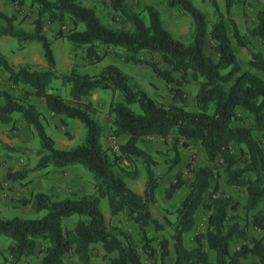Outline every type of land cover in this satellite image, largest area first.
Instances as JSON below:
<instances>
[{
  "label": "trees",
  "instance_id": "obj_1",
  "mask_svg": "<svg viewBox=\"0 0 264 264\" xmlns=\"http://www.w3.org/2000/svg\"><path fill=\"white\" fill-rule=\"evenodd\" d=\"M9 1L18 8L28 3V0ZM163 1L170 8H177L192 17L194 28L190 43L175 39L163 26L158 9L151 4L145 6L149 17L147 24L138 11L129 7L127 0H108L109 7L118 12L121 22L129 23L132 29L105 25L92 7L82 5L79 0H29L38 14L33 20L32 31L15 25L16 14L0 10V36L16 37L20 47L26 42L37 41L46 62V67L40 69L31 70L27 65L15 67L0 51V68L7 73L11 84L28 87L22 99L7 90L0 91L3 99L1 121H12L11 115L16 112L33 126L39 139V157L34 169L80 163L92 172L95 180V192L91 194L73 192L64 198H54L45 192L33 194L29 200L31 207L46 211L41 217L0 216V235L10 239L9 264H29L26 259L36 252L39 240L47 242L40 249L43 254L40 264H60L65 254L76 255L84 264H98L92 260L91 246L95 244L104 251V264H143L135 236L118 227L116 231L109 228L99 207L100 198L107 199L111 216L125 212L127 219L137 225L142 249L148 257H154L157 252L149 230L162 232L166 225L172 227L168 237L159 242L160 264H165L170 252L174 254L172 264H242L250 256L256 258L251 264H264L263 237L248 244L246 230L249 223L264 230V210L258 209L264 199V52L256 50L230 20L235 44L248 52L247 61L241 63L218 0H211L219 12V19L210 28L204 13L191 0ZM232 1L224 0L227 14ZM45 18L59 23L68 19L71 27L66 32L59 31L56 37L66 39L76 48L85 47L87 57L93 62L102 59L97 50L100 45L124 49L125 61L135 63L142 61L139 54L143 51L158 54L166 67H160L153 60L145 63L167 84L175 81L181 85L188 74L199 81L194 96L196 110L185 107L184 93L180 89L175 91L181 104L157 102L144 89L131 83L129 76L113 63L93 75L79 73L74 67L69 73H60L55 68L52 42L43 30ZM248 34L264 43V8L257 10L255 24L248 29ZM207 36L215 58L205 50ZM174 72L180 73L178 80H175ZM54 78H62L70 85V99L48 91ZM96 89H111L121 94V100L111 102L107 111L111 117L112 136H127L124 142L116 145L117 151L102 145L103 125L94 118L97 107L88 98ZM31 96L41 98L54 114L79 119L86 131L84 141L69 149L57 148L46 131L40 110L31 102L25 103ZM134 103L140 112L130 107ZM240 111L251 115V125L235 124L243 122ZM255 131L259 136L254 134ZM146 136L172 137L174 147H187L190 142H198L206 156L207 163L193 172L188 192L174 210V222L166 217L156 218L152 206L157 200L156 191L163 171L171 170L180 163L181 157L176 151L169 163L160 166L158 159L139 145ZM233 143L239 146V157L234 154ZM125 160L130 164L139 160L144 167L145 184L141 194L125 183L126 177L134 179L139 173L137 169L130 171L122 163ZM217 160L225 165L227 183L246 190L244 207L247 212H255L245 224L238 214L231 212L235 204L219 191L216 169L209 165ZM25 176L24 170L7 173L12 180H21ZM185 183L182 173L177 172L165 189V196L171 198ZM199 209L207 213L206 228L194 235L193 246H187L184 237L194 229ZM74 214L78 215V220L69 228L63 224V219ZM234 240L243 243L232 250Z\"/></svg>",
  "mask_w": 264,
  "mask_h": 264
},
{
  "label": "rangeland",
  "instance_id": "obj_2",
  "mask_svg": "<svg viewBox=\"0 0 264 264\" xmlns=\"http://www.w3.org/2000/svg\"><path fill=\"white\" fill-rule=\"evenodd\" d=\"M192 3L199 8L207 19L208 28L212 23L219 19V12L213 7L211 0H191ZM28 3L22 7L12 5L9 0H2L0 10L2 9L7 14H16L15 25L27 31L33 30V20L38 16L36 7H32ZM82 5L92 7L96 15L102 23L110 27H121L132 29L129 23L123 24L118 12L113 11L108 0H79ZM129 7L132 10L138 11L145 23H149L148 13L145 9L146 5L155 6L160 12V18L163 26L167 29L175 39H179L185 44L191 42L193 37L194 23L188 13L177 8H170L163 0H127ZM220 11L223 12V20L226 25L228 34L234 44L236 54L244 64L248 59V52L245 48L238 47L235 40L232 38V27L230 20H233L241 34L245 35L256 50L264 52V43L255 37L248 34V29L255 24L256 12L260 8H264V0H233L230 12L227 14L224 10V0H218ZM1 24V22H0ZM71 27V23L66 19L63 23L49 22L45 18L43 30L47 37L52 42V49L55 59V68L60 73H69L74 67L79 73H87L93 75L99 73L100 70L107 64L113 63L121 68L129 78L131 83L144 89L150 97L157 102L181 104V98L176 94V89H180L184 93V105L189 110H196L194 96L198 88V80L192 79L191 75H187V80L178 85L175 81L167 84L162 78L158 77L152 68L145 63L146 60L157 62L160 67L166 65L161 62L160 57L156 53L143 51L139 54L141 62L125 61V51L120 47L110 45H100L97 50L102 59L99 62H93L86 54L85 47H74L66 39L56 37L59 31L66 32ZM0 48L5 58L13 63L15 67L27 65L31 70L46 67V62L42 55V48L37 41L26 42L23 47H20V42L16 37L6 36L5 39L0 38ZM205 50L213 58L215 55L211 50V41L207 36L205 40ZM175 80L180 78V73L174 72ZM264 78V75H262ZM28 87L22 84L12 85L8 80L6 72L0 68V91L7 90L19 99L23 98L24 91ZM48 91L60 94L66 99H70V85L62 80V78H54L48 85ZM97 107V113L94 115L99 123L103 125L102 145L109 149L116 150V145L112 138L111 117L108 115V107L111 102L121 100V94L118 91L111 89H96L88 97ZM32 96L25 101L31 102ZM33 103L37 109L44 104L43 100L37 96L33 99ZM3 99L0 97V104ZM130 107L135 112H140L137 104H131ZM243 116V122L235 124H252L251 115L240 111ZM42 121L46 125L47 133L54 139L55 146L61 149H69L78 144H81L85 139V127L79 119L66 118L61 114L44 115L42 112ZM12 121L3 122L0 119V216L11 218L19 216L22 218H38L45 214V210L36 211L31 207L29 200L33 194L37 192H45L52 195L54 198H64L70 196L73 192L79 194H91L95 192V180L93 174L84 165L78 163L62 168L48 167L37 170L34 166L38 160L39 139L32 125H28L19 113H12ZM64 120V123L63 121ZM259 136L258 132H254ZM164 138V137H163ZM172 137L162 139L160 136L143 137L139 145L146 151L150 152L159 161L160 166H165L175 156L176 151L180 154L181 161L171 170L163 171L161 179V193L156 194V202L153 204L154 213L161 220L166 217L171 222L175 221V208L179 203V199L188 192V184L193 177V172L202 164H206V156L198 142H190L187 147L178 145L174 147ZM236 157L240 156L239 146L237 143L232 144ZM128 166L130 171L137 169L139 171L136 177L135 187L140 184L141 180H145V171L141 162L135 161L130 164L128 161L122 162ZM215 167L217 172L216 181L219 191L226 197L230 198L231 204H235V209L232 213L238 214L241 221L245 224L249 221L255 211L247 212L244 205L246 201V190L244 187H235L227 183V174L224 170L225 165L221 161L209 163ZM238 165H241L238 162ZM24 170L26 176L21 180H12L7 177L9 171ZM177 172L182 173L186 183L177 191L171 198L165 196V189L174 179ZM131 179L126 177L125 183L131 189ZM134 190V189H133ZM135 191V190H134ZM185 196V195H184ZM183 196V197H184ZM99 207L104 214L109 228L116 231L115 228H121L126 232L132 233L137 241V249L141 254L143 264H160L159 242L163 238H167L172 232V227L166 225L162 232H153L149 230V235L154 237L152 242L153 247L157 251L154 257H148L147 253L142 249V242L137 232V225L127 219L125 212L117 216H111L109 205L106 198H100ZM259 210H264V199L258 205ZM196 223L192 231L185 234L184 240L187 246H193V237L196 233L202 232L206 228L207 213L203 209H199L195 215ZM78 215L74 214L63 219V224L72 228ZM248 234V244L252 240L263 237L264 230L257 229L246 225ZM10 239L4 235H0V264H9L8 259L10 254L8 245ZM243 243L241 240H234L231 244V249L234 250ZM47 244L46 241L39 240L36 252L26 260L29 264H40L42 249ZM92 260L98 264H104V251L99 244L91 246ZM213 258V256H212ZM256 261L254 256L243 260L242 264H251ZM60 264H84L76 255L65 254L62 257Z\"/></svg>",
  "mask_w": 264,
  "mask_h": 264
},
{
  "label": "crops",
  "instance_id": "obj_3",
  "mask_svg": "<svg viewBox=\"0 0 264 264\" xmlns=\"http://www.w3.org/2000/svg\"><path fill=\"white\" fill-rule=\"evenodd\" d=\"M1 1L2 0H0V3H1ZM2 10V9H1ZM3 11V10H2ZM5 37L6 36H0V38L1 39H5ZM0 51H1V48H0ZM2 52V51H1ZM35 98V96H32V100H31V102H34V99ZM42 106H41V108H39V110H40V112H42L44 115H46V116H48L49 114L50 115H52V114H54V113H52V112H50L48 109H47V107L45 106V104H41ZM66 118L67 117H63V119H65L66 120ZM161 137V136H160ZM112 138L114 139L113 141L115 142V143H122V142H124L125 141V139L127 138V136L126 135H121V136H119V137H115V136H112ZM162 139H164L163 137H162ZM101 141H102V138H101ZM181 155H183V152H181L180 153ZM136 181V178H132L131 179V186H132V188L136 191V192H138V193H142L143 192V190H144V184H145V180L143 179V180H141V186H140V184L138 185V187L136 186H134L135 185V182ZM161 181H160V184H159V187H158V189H157V191H156V194L158 195V191H160V193H161V190H160V188H161ZM184 195H186V193L184 194ZM183 195V196H184ZM183 196L179 199V201L183 198ZM152 212H153V215L156 217V218H158V219H160L161 220V218L158 216V215H156L155 213H154V208H153V206H152ZM163 219V218H162ZM250 226H252L251 224H250ZM253 227V226H252ZM257 239H259V238H257ZM209 254H210V258L212 259V256H213V254H212V251H210L209 252ZM173 259H174V254L172 253V252H170V254H169V256H167L166 258H165V260H164V263L165 264H172V262H173Z\"/></svg>",
  "mask_w": 264,
  "mask_h": 264
},
{
  "label": "built area",
  "instance_id": "obj_4",
  "mask_svg": "<svg viewBox=\"0 0 264 264\" xmlns=\"http://www.w3.org/2000/svg\"><path fill=\"white\" fill-rule=\"evenodd\" d=\"M116 147V146H115Z\"/></svg>",
  "mask_w": 264,
  "mask_h": 264
}]
</instances>
